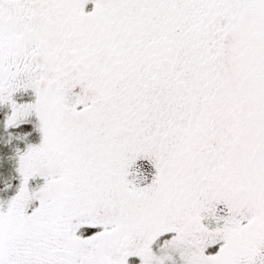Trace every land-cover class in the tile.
Wrapping results in <instances>:
<instances>
[{"label":"snow or ice","instance_id":"obj_1","mask_svg":"<svg viewBox=\"0 0 264 264\" xmlns=\"http://www.w3.org/2000/svg\"><path fill=\"white\" fill-rule=\"evenodd\" d=\"M0 264H264V0H0Z\"/></svg>","mask_w":264,"mask_h":264}]
</instances>
